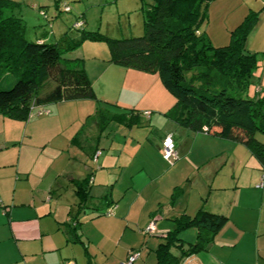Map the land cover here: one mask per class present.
Listing matches in <instances>:
<instances>
[{"label":"crops","instance_id":"crops-1","mask_svg":"<svg viewBox=\"0 0 264 264\" xmlns=\"http://www.w3.org/2000/svg\"><path fill=\"white\" fill-rule=\"evenodd\" d=\"M244 1L245 15L261 10L244 48L258 54L264 63V0ZM124 73L125 78L129 74L150 87L140 90L136 81L123 79L122 92L113 97L111 85L100 83L108 95L106 101L114 104L102 107L101 123L92 100L51 106L43 115L47 117L34 122L29 120L31 116L29 121H18L0 115V264H79L80 245L88 258L85 264H123L133 251L139 252L133 264H156L154 251L175 228L173 218H191L201 208L223 214L228 221L202 250L183 257L179 264H264V174L248 149L180 126L165 116L175 102L164 93L155 75L130 69ZM152 85H157L159 96L151 95ZM120 99L134 112L120 109ZM122 113L132 118V124L135 117L138 122L128 126V120H114L113 115ZM140 114L147 120L142 122ZM57 118L77 123L91 119L92 123L89 128H72L63 137L62 128L50 126ZM108 121L113 125L106 126ZM158 127L163 131L156 135ZM167 135L173 138L176 155L171 165L162 159L161 142ZM42 145L57 156L52 166L49 154L42 152L45 158L31 181L33 166L24 167L25 157H30L29 149ZM63 151L67 155L63 167L71 169L79 162L82 168L59 170L61 161L56 160ZM95 151L100 155L93 162ZM217 159L226 163L229 171L213 182ZM31 162L34 164L32 157ZM91 162L96 169L88 166ZM201 169L210 175L193 179L191 174L198 175ZM85 179L87 193L108 200L109 207L104 217L93 216L83 228H76L74 211L68 207L71 198L66 201L63 194L69 191L76 198L75 184ZM28 182L30 187L25 186ZM175 189L179 191L171 199ZM151 221L154 231L144 234ZM195 238V228L180 233L183 248Z\"/></svg>","mask_w":264,"mask_h":264},{"label":"trees","instance_id":"trees-1","mask_svg":"<svg viewBox=\"0 0 264 264\" xmlns=\"http://www.w3.org/2000/svg\"><path fill=\"white\" fill-rule=\"evenodd\" d=\"M141 1L143 35L116 41L108 39L110 62L157 74L163 88L175 99L165 116L195 134L243 145L264 174V145L255 138L256 133L264 134V89L255 88L252 96L248 92L253 71L260 67L261 59L244 48L261 10L245 15L230 32L227 45L213 47L200 31L212 0ZM55 6L58 7V2ZM21 7L22 4L0 0V115L26 121L32 106L95 100L81 60L64 59L61 54L84 39L99 40L103 36L85 32L81 16L72 25L73 29L81 30L77 40L67 41L65 36L58 41L29 40L25 35L26 23L19 13ZM77 21L81 22V28H74ZM261 66L264 68V63ZM103 106L97 102L100 123ZM127 115L113 117L120 123L128 120V126L138 122L135 117L132 124V118L127 119ZM87 185L86 179L75 184L77 211L88 196ZM178 191L174 190L171 199ZM72 218L74 226L79 227L76 216ZM173 221L175 228L154 251L156 264H179L183 257L202 250L228 218L201 208L191 218L180 215ZM189 228H195L196 238L183 248L180 233Z\"/></svg>","mask_w":264,"mask_h":264},{"label":"rangeland","instance_id":"rangeland-1","mask_svg":"<svg viewBox=\"0 0 264 264\" xmlns=\"http://www.w3.org/2000/svg\"><path fill=\"white\" fill-rule=\"evenodd\" d=\"M22 7L19 10L20 15L24 19L26 23V38L29 40H35L37 38H48L51 41H58L63 36L66 37L67 41L77 40L81 34V30H75L72 28L73 23L78 19V17H83V30L85 32H94L98 35L103 36V38L99 40H86L84 39L79 45L72 48L69 51H62L61 57L64 59H79L81 60L83 70L85 75L90 83V85H94L93 94L94 99L92 100L97 106V102L103 106L104 104H110L106 100L108 95H106L105 91H102L100 87V83L105 82L106 84L111 85V93L113 97L119 95L122 92V80L126 81H136V85H139L140 90H147L150 87L141 84L134 77L129 74L126 75L124 71L127 68L115 65L110 62V49H109V40L116 41L127 38L140 37L143 35V15L141 11V0H23ZM56 2H58V7H56ZM33 5L35 7L33 8ZM69 9L68 12L64 11V7ZM244 11H247L246 1L244 0H212L207 6V19L204 21L202 26L200 27V31L203 32L213 47H221L225 46L230 41V32L237 27V25L243 20L245 17ZM43 14L45 17L39 15ZM249 12V11H248ZM54 37V39H52ZM109 39V40H108ZM66 44V43H65ZM64 44V45H65ZM254 69L253 76L250 81V85L248 87L249 95H254L255 88L258 90L264 89V68L261 66ZM132 70V69H130ZM136 71V70H135ZM139 72V71H138ZM134 75L132 72L130 73ZM151 76L155 75L158 84H160L162 90L165 94H168L169 98H171L174 102L175 99L163 88L161 81L157 74L147 73ZM99 80V81H97ZM146 82V81H145ZM129 83V82H127ZM147 83V82H146ZM91 85V87H92ZM159 86V85H158ZM151 95L159 96V91L157 90V85H152L150 90ZM122 97V96H121ZM116 100V99H115ZM121 106L120 109H131L128 108L127 102H124L120 99ZM59 104V105H58ZM47 105L44 109H48L51 106H72L68 105V103H58ZM61 104V105H60ZM64 104V105H63ZM113 105L114 104H110ZM112 109V108H111ZM132 110V109H131ZM134 112V111H131ZM141 115L142 122L147 119L145 116ZM47 116L38 117L37 115H32L30 121H38ZM27 120V121H29ZM89 120V122H88ZM87 121L84 119L80 123L75 122L73 119H56L51 126L52 129H63V137L66 136L72 128L77 129L78 127L89 128L91 126V119ZM74 121V122H73ZM108 121L106 126H112L113 123ZM115 124V123H114ZM142 124V123H141ZM116 125V124H115ZM50 126H47L49 128ZM162 127V126H161ZM158 127L155 132L156 135L162 133V128ZM151 129V128H149ZM149 129H147L149 131ZM74 131V130H73ZM93 132L89 131V135L92 136ZM201 136V134H200ZM203 136V135H202ZM61 141V138L58 137ZM151 137H149L150 140ZM255 138L257 141L264 145V134L256 133ZM34 141V140H33ZM54 142H58L54 139ZM34 143L40 144L38 141H34ZM30 157H25L24 167L33 166L31 181L34 175H38L36 172L39 171V166L44 156L43 154H49L52 160L50 163L52 166L54 165V159H56L57 153L55 151L49 150V148L45 146H39L38 149H29ZM58 163L59 170H65L75 172L78 169L82 168V164L77 162L75 165L71 167V169L63 167L65 165L64 162L67 160L66 151L58 152ZM32 161L34 164L31 162ZM37 161V163H36ZM216 164L217 175H214V181L221 178L222 175H227L229 169L227 164H223L222 160L217 159L214 161ZM88 166L94 170L96 169L95 163L91 162ZM86 173V172H84ZM83 173V174H84ZM92 173H95L92 172ZM190 172L188 171L187 174ZM81 174V173H80ZM210 175L209 171L206 169H201L198 175L191 174L193 179L198 180L202 177ZM38 177L36 176L34 182ZM192 179V180H193ZM59 180H62L60 178ZM190 179V181H192ZM62 183V182H61ZM26 187H30V183L28 182ZM62 192V191H61ZM174 192V191H173ZM64 193V192H63ZM172 194V193H171ZM94 192L88 194L83 203V207H81L78 211L77 203L79 200L70 195L68 191L66 194H63V199L70 202L68 203L69 209L74 211L72 215L75 214L76 220H79L81 225L87 224L89 219L93 216L104 217L106 215V209L109 207L107 204L109 203L106 199H99ZM174 199V198H173ZM76 204V205H75ZM106 210V211H105ZM160 210V207L157 208ZM70 211V210H69ZM85 226V225H84ZM83 228V226H82ZM83 248L80 245L81 255L79 260V264H85L88 260L86 256L83 255ZM78 247H76V251Z\"/></svg>","mask_w":264,"mask_h":264},{"label":"built area","instance_id":"built-area-1","mask_svg":"<svg viewBox=\"0 0 264 264\" xmlns=\"http://www.w3.org/2000/svg\"><path fill=\"white\" fill-rule=\"evenodd\" d=\"M64 11L68 12L69 9L65 6ZM82 24L81 22H76L74 24V28H81ZM48 113L47 110L44 109V107H35L32 106L30 109L29 116L32 115H46ZM161 147H162V158L167 162L171 163V160H176V155L174 151V142L173 138L171 135H167L161 142ZM100 155V151H95L92 155V161L96 162L97 157ZM154 231V221H151L146 228L142 231L144 234H151ZM139 257V252L138 251H133L130 252L127 256L126 261L123 264H133Z\"/></svg>","mask_w":264,"mask_h":264}]
</instances>
